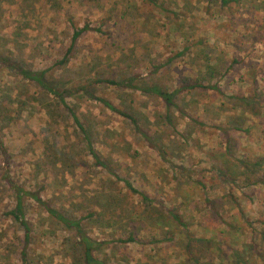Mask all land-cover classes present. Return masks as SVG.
<instances>
[{
    "label": "rangeland",
    "instance_id": "rangeland-1",
    "mask_svg": "<svg viewBox=\"0 0 264 264\" xmlns=\"http://www.w3.org/2000/svg\"><path fill=\"white\" fill-rule=\"evenodd\" d=\"M70 19L88 27L60 62ZM0 53L45 69L109 166L96 164L58 96L0 65L9 176L63 214L82 216L83 230L99 243L94 255L107 264H191L184 231L208 238L210 254L244 247L247 264H264V0L223 7L217 0H0ZM205 59L229 65L216 79L219 89H183L175 106L137 87L91 82L113 77L170 90ZM257 158L261 164L253 165ZM2 159L0 152V174ZM13 203L0 177V264H20L22 226L8 213ZM22 205L28 263L81 264L73 230L30 197ZM129 234L133 240H125Z\"/></svg>",
    "mask_w": 264,
    "mask_h": 264
},
{
    "label": "trees",
    "instance_id": "trees-1",
    "mask_svg": "<svg viewBox=\"0 0 264 264\" xmlns=\"http://www.w3.org/2000/svg\"><path fill=\"white\" fill-rule=\"evenodd\" d=\"M237 1L239 0H217L218 4L221 5V7L227 6V4L230 2H237ZM102 21L103 19L102 17H100V22L102 23ZM70 23L71 26L73 27V32L70 41L65 49V52L59 60L60 62H63L66 59V56L72 50V47L77 37L81 34L83 30H85L88 27L87 24L78 26L74 24L72 20L70 21ZM97 30H100V28ZM232 61H238V60L236 58H232ZM224 64L225 63H222L221 61H218L216 63H209L207 60L202 64V70H199L198 73H196L195 75L180 77L181 79L178 81L176 87L170 90L168 89L166 90L162 87H159L155 83L138 84V83H132L129 80L127 82H124L114 79L113 77H104L103 79H93L91 82L97 83V82L107 81L113 84H123V85H130L132 87H137L142 91L157 95V97H159L161 100L164 101L165 106L168 107L170 105L173 106L177 105L175 101V95L183 89H191L194 87L219 89L216 79L219 76L221 77L227 71L229 66ZM0 65L12 70L13 72H16L22 78L32 81V83H34L39 89H43L47 92L53 93L54 95L58 96L59 99L63 102V104L67 107L73 121L75 122L79 130L83 132L84 135L86 136L88 151H90V154L94 157L96 164L103 166V168L106 171L110 172V169L108 168L109 166L100 159L99 154L96 151H94V149L90 146L85 128L83 127L79 116L71 109L70 106L67 105V101L65 98L66 94H64L65 90H60L56 88L57 86L56 84H54V81L49 79L45 75L44 68H41L40 70H32L31 68L25 67L21 65L19 62H16L15 60L11 59L8 54H2V53H0ZM79 88H81V90L88 93L91 97H94V99L101 101L109 109H112L122 115L127 116L129 119L134 120V118L130 114L115 106L114 103L109 99H107L106 97L95 95L91 89H89L84 85H81ZM0 152L3 153V159H2L3 170L1 171L0 177L9 186V188L12 189L14 193V203L12 207L9 208L8 213L22 226V234H21L22 242L18 250V259L20 264H29L26 256V246L27 243L29 242L30 224L23 213L22 200L24 196L30 197L31 200H33L49 215L61 221L67 228H71L73 230L74 235L78 238V242L81 245V264H107L103 259L94 255V249H96V246L99 243L92 236H90L83 230L84 228L81 222L82 216L72 217L63 214L57 208L51 206L44 198L42 199L36 190L27 189L18 182L13 181L8 173V169H7L8 162L6 160L7 153H5V148L1 140H0ZM260 164H261V160L258 158L255 159L253 165H260ZM262 174L264 179V170ZM245 178L248 179L249 181L258 179V177L249 178V176H245ZM124 182L131 190L138 191L133 186H131V184L126 179L124 180ZM138 192L142 194V197H145L142 192L140 191ZM167 212L175 222L179 223L182 226L183 229L187 228V222L183 220L179 212L173 211L171 208L167 209ZM89 214L90 213L87 212V215ZM182 232L186 238L184 253L185 255H187V258L191 260L192 262L191 264H222L223 260L224 262H226V260L228 261L226 264H233V263L247 264L245 256L242 255V251L245 250L244 247H241L240 249L232 247L230 249L231 251L229 256L219 255L218 253L210 254L209 251L211 245H210V240L208 238L204 236H191L188 232H184V231ZM133 239H134L133 236L129 234L125 240H133ZM190 240H194L195 244L190 243L189 242ZM189 247H193L195 251L194 252L191 251L190 250L191 248ZM246 253L247 252L244 251L243 254L245 255ZM184 262L185 260L183 261V263Z\"/></svg>",
    "mask_w": 264,
    "mask_h": 264
}]
</instances>
